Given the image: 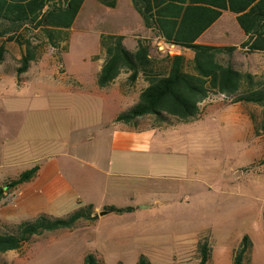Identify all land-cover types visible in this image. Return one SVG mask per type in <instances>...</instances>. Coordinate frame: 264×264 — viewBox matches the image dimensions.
I'll list each match as a JSON object with an SVG mask.
<instances>
[{
    "label": "crops",
    "instance_id": "0c3cea01",
    "mask_svg": "<svg viewBox=\"0 0 264 264\" xmlns=\"http://www.w3.org/2000/svg\"><path fill=\"white\" fill-rule=\"evenodd\" d=\"M122 2L129 10V15L121 22L132 26L134 31L127 33L116 30L111 34L123 35V43L132 51L144 48L148 57L154 61L155 71L166 59L165 70L168 72L170 61L167 60V55L183 54L186 70L196 72L194 49L169 42L157 24L147 25L144 16L132 0H118L115 7L120 6ZM187 4H190L189 0L185 5ZM226 16L231 20L230 22H222ZM247 38L248 35L239 24L238 14L224 10L221 16L195 39V43L238 46L231 56L226 52L219 53V60L255 75L264 70V51L247 52L245 48H241V43ZM105 58L104 51L97 71L96 88L102 92L120 93V96L125 97L129 109L149 85L147 76L140 71L136 80L130 81L128 77L131 72L124 69L109 85L101 86L98 75ZM49 62L33 61L26 71L18 74L20 64L16 69L14 68L16 73L0 74L12 75V80L20 85L26 73L36 72L41 66H48ZM237 64L240 66H236ZM69 88L72 87L60 85L58 89ZM22 97L23 95L18 98ZM111 97L108 96V100ZM217 106L220 105L212 104L206 108ZM103 109L97 116L98 122L74 125L70 132L64 134L60 130L64 124L62 119L71 118L72 113L71 116H67L68 112L55 113L54 120L59 122V130L50 136H47L43 130L30 132L31 124L34 123L37 128L44 124V121L40 122V119L44 118V111H21L19 112L21 117L10 115L7 131L0 135V168H3L0 171V185L36 165L39 169L30 180L8 190L5 197L0 200L2 201L0 223L33 219L41 213L61 216L74 211L81 204H92L93 215L98 214L97 218L81 219L71 228L48 230L43 232V236L58 237L77 229H86L89 225L105 226L102 238L92 233L85 235L86 239L92 240L96 248L81 252L84 261L89 253H96L100 262L112 259L114 262L130 261L138 264L140 257L145 255L151 264H159L173 261V256L178 255L184 257L186 261L195 259L196 264H199L198 234L195 233L194 237L186 238L181 244L173 246L169 245L171 240L164 239L158 242L151 234V230H155L160 225L167 226L168 215L184 214L188 211L187 206L183 205L184 196L175 191L176 187L172 181L174 175L183 171L188 163L184 158L183 139L191 129L186 127V124L199 119L206 109L201 108L200 114L195 119L186 122L175 121L170 124H157L153 115H145L132 122H125L118 120L117 117L122 111L127 110L126 108L113 107V110L107 111L106 117L105 106ZM76 114L81 115V112ZM246 114L250 118L249 113ZM148 116L152 117L147 118ZM18 125L20 130L17 132L14 130L15 133L12 134L13 130L10 128ZM178 131L179 134L174 136L173 132ZM47 141H50L57 150L48 157L45 154ZM149 177L159 181L148 183L145 178ZM194 188H196L195 184ZM106 205L128 208V210L105 213L103 211ZM164 215L166 218L161 222L159 217ZM136 243L138 248L128 254L125 248ZM141 243L147 248L141 249Z\"/></svg>",
    "mask_w": 264,
    "mask_h": 264
},
{
    "label": "rangeland",
    "instance_id": "374dc122",
    "mask_svg": "<svg viewBox=\"0 0 264 264\" xmlns=\"http://www.w3.org/2000/svg\"><path fill=\"white\" fill-rule=\"evenodd\" d=\"M123 3L109 7L99 0H85L72 26L53 29V39L34 24L22 27L13 40L9 39L10 34L0 35V49L3 48L0 73H16L21 57L27 52L28 42L35 55L31 62L50 61L48 66L26 73L20 85L12 80V75L0 74V135L7 131L10 115L21 117V111H44V118L40 119L44 124L38 128L31 124L30 132L43 130L50 136L59 130V122L54 120L57 112H68L67 116L72 113L71 118L62 119L64 124L60 130L64 134L74 125L98 122L97 116L104 106L105 117L113 107L127 109V101L120 93L102 92L96 88L104 37L116 30L134 31L132 26L121 22L129 15ZM230 21L227 16L222 20ZM255 80L264 82V70L255 74ZM60 85L72 88L59 90ZM108 96L112 97L108 100ZM231 98L213 90L201 103V108L206 109L203 115L186 124L191 129L183 139L184 158L188 163L183 171L174 175L172 182L175 191L184 196L183 205L188 211L168 215L167 226L160 225L151 230V234L158 242L171 240L169 245L173 246L194 237L195 233L200 237L208 236L212 246L210 264H234V249L248 235L252 245L247 264H264L263 108L258 103L233 102ZM212 104L220 106L206 108ZM10 130L14 134L20 130V125L12 126ZM179 131L173 135L177 136ZM56 151L47 141L46 157ZM145 179L148 183L159 181L151 177ZM64 215L66 213L61 216ZM164 218L166 215L160 216L159 220L162 222ZM103 231L105 226L89 225L86 229L58 237L38 234L21 249L1 253L0 264H85L81 252L95 250L92 240L86 239L85 235L92 233L102 238ZM138 243L126 247L125 251L128 254L134 252ZM142 243L140 248L146 249ZM101 264L134 263L110 259ZM159 264H196V261H186L177 255L173 256V261Z\"/></svg>",
    "mask_w": 264,
    "mask_h": 264
},
{
    "label": "trees",
    "instance_id": "16d2710c",
    "mask_svg": "<svg viewBox=\"0 0 264 264\" xmlns=\"http://www.w3.org/2000/svg\"><path fill=\"white\" fill-rule=\"evenodd\" d=\"M115 7L118 0H99ZM144 16L147 25L157 24L169 42L195 50V73L186 70L183 54L167 55L170 61L168 72L164 61L154 70V61L144 48L130 50L124 43L123 35L110 34L102 41L106 52L105 62L98 75L101 86H107L124 70L131 73L135 81L140 71L147 76L149 85L142 91L139 100L129 109L122 111L117 119L132 122L138 117L153 115L157 124L186 122L198 117L201 102L215 90L232 97L233 102H253L262 105L264 117V82L256 81L255 75L243 72L233 64H225L218 54L230 56L238 48L195 43V39L215 22L224 10L238 14V21L248 38L241 43L247 52L264 51V0H132ZM85 0H0V35L15 39V33L22 27L34 24L41 27L52 39L53 29L68 28L75 22ZM196 2H199L196 3ZM21 42L20 39H18ZM3 48L0 49V59ZM35 58L31 42L21 57L19 74L26 71ZM264 164V157L261 161ZM36 165L23 171L18 177L0 185V200L13 187L30 180L38 171ZM128 208L106 205L103 212H123ZM92 204H81L64 216L41 213L33 219L19 222H3L0 228V254L21 249L32 241L35 235L48 230L74 227L81 219H95ZM252 242L245 235L234 250V264H247ZM199 264H209L212 258L211 239L202 236L198 242ZM85 264H101L96 253H89ZM138 264H151L142 255Z\"/></svg>",
    "mask_w": 264,
    "mask_h": 264
},
{
    "label": "built area",
    "instance_id": "2783aa9c",
    "mask_svg": "<svg viewBox=\"0 0 264 264\" xmlns=\"http://www.w3.org/2000/svg\"><path fill=\"white\" fill-rule=\"evenodd\" d=\"M165 49V48H164Z\"/></svg>",
    "mask_w": 264,
    "mask_h": 264
}]
</instances>
